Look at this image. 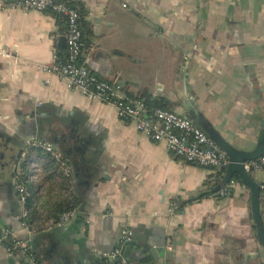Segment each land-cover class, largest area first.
Returning <instances> with one entry per match:
<instances>
[{"label": "crops", "instance_id": "1", "mask_svg": "<svg viewBox=\"0 0 264 264\" xmlns=\"http://www.w3.org/2000/svg\"><path fill=\"white\" fill-rule=\"evenodd\" d=\"M13 1L0 0V232L26 237L16 178L35 136L73 175L67 195L53 167H43L32 202L49 218L63 201L77 202L69 225L29 237L40 264H90L118 248L124 232L129 264H264L239 177L220 196L213 190L226 169L219 178L186 163L111 105L69 90L52 70L66 54L63 21ZM72 1L85 27L79 64L91 74L183 116L193 106L235 149L264 142V0ZM250 175L261 187L264 228V173ZM0 264H17L1 237Z\"/></svg>", "mask_w": 264, "mask_h": 264}, {"label": "built area", "instance_id": "2", "mask_svg": "<svg viewBox=\"0 0 264 264\" xmlns=\"http://www.w3.org/2000/svg\"><path fill=\"white\" fill-rule=\"evenodd\" d=\"M9 7H16L24 12L50 10L65 19V59L55 57L52 70L66 84L69 90L75 91L90 100H100L111 105L117 117L124 123L133 124L136 130L155 143H163L174 156L186 163L223 171L228 165L227 155L206 134L194 126L183 115L160 108L148 110L141 100L126 97L120 86L98 79L84 66L79 64L83 52V38L79 26L77 11L55 0H17ZM30 158L27 159L16 178V194L20 207V225L26 237H16L6 231L2 239L8 238L13 247L4 246L5 252L16 259L17 264H40L29 246V237L38 231H47L69 225L77 216L76 210H69L56 218H49L32 202L31 187L38 181L39 173L45 166H52L56 179L62 184L67 195H70V180L73 175L70 163L49 142L31 136L25 141ZM248 174L264 173V155L248 161L243 165ZM235 183L230 181L219 191L220 196H227ZM129 233L124 232L121 244L129 242ZM16 249V252L13 251ZM100 257L105 263L116 260L117 264H127L122 258L121 248Z\"/></svg>", "mask_w": 264, "mask_h": 264}, {"label": "water", "instance_id": "3", "mask_svg": "<svg viewBox=\"0 0 264 264\" xmlns=\"http://www.w3.org/2000/svg\"><path fill=\"white\" fill-rule=\"evenodd\" d=\"M188 107V106H187ZM186 108V106H185ZM188 111L191 110L189 115L184 117L188 119L194 126L202 130L206 136L212 140L222 151L225 152L228 159V165L223 179L218 183L217 187L213 192L224 188L230 181H232L233 176H238L241 183L249 189L251 196V213L253 222L256 228V237L264 250V228L262 225L261 215H260V197H261V187L258 182H256L253 177L244 171L243 165L248 161H253L264 155V142L256 145V147L250 151H241L235 149L232 145L224 140V138L216 132L206 121H204L201 116L197 113L193 106L186 108ZM130 244V241L126 243Z\"/></svg>", "mask_w": 264, "mask_h": 264}, {"label": "trees", "instance_id": "4", "mask_svg": "<svg viewBox=\"0 0 264 264\" xmlns=\"http://www.w3.org/2000/svg\"><path fill=\"white\" fill-rule=\"evenodd\" d=\"M16 1L17 0H15L13 2H10V3H7V4H13ZM55 1L56 2H61L64 5L72 7V8H74L77 11V13L79 15V26H80V29H81V32H82V36H83L84 32H85V27H84L83 12H82L81 7L78 4L74 3L72 0H55ZM46 12H49V13L53 14L55 17L60 18L63 21L64 25H65V19L63 17L56 15L55 13H53L50 10H47ZM65 30H66V25H65ZM59 56H60L61 59H63V60L65 59V56H63V54L60 53ZM139 100H141L146 105L148 110H151V109H154V108H160V109H165V110H169V111L172 110L171 107L168 106L167 104H165L163 100H151L147 96L145 98H142V99H139ZM222 175H223V171L217 172V176L219 178H221ZM76 204H77V202L73 198L68 199L66 201H63L62 203L57 205V208H55L54 214L53 215L50 214V215L53 216V218H56L59 215H61L62 213L66 212V211H69V210H72L73 208H75ZM3 235L4 234L2 232H0V237L1 238H3ZM2 241H3L4 246L13 247L11 241L8 238L2 239ZM125 246H126V243H122V244L120 243V245L118 247H120L122 249ZM15 252H16V249L13 251V253H15ZM122 258L124 260L126 259L123 256H122ZM126 263L129 264L128 260L126 261ZM90 264H106L105 263V258L104 257H99V256H94L92 258V260L90 261ZM108 264H117V261L114 260V261H112L111 263H108ZM144 264H146V262Z\"/></svg>", "mask_w": 264, "mask_h": 264}]
</instances>
